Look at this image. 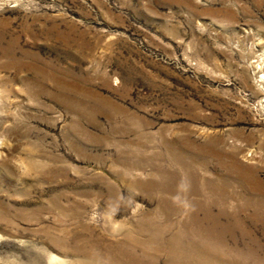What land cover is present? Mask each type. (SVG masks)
I'll use <instances>...</instances> for the list:
<instances>
[{"label": "rangeland", "instance_id": "rangeland-1", "mask_svg": "<svg viewBox=\"0 0 264 264\" xmlns=\"http://www.w3.org/2000/svg\"><path fill=\"white\" fill-rule=\"evenodd\" d=\"M0 264H264V0H0Z\"/></svg>", "mask_w": 264, "mask_h": 264}, {"label": "bare ground", "instance_id": "bare-ground-1", "mask_svg": "<svg viewBox=\"0 0 264 264\" xmlns=\"http://www.w3.org/2000/svg\"><path fill=\"white\" fill-rule=\"evenodd\" d=\"M243 232H244L245 234H250V232L247 230V227H245V226H244V230H243ZM253 249L256 251V249H255L254 246H253Z\"/></svg>", "mask_w": 264, "mask_h": 264}]
</instances>
